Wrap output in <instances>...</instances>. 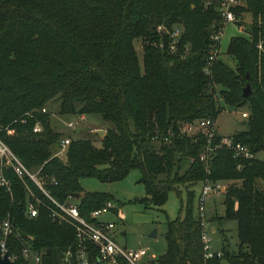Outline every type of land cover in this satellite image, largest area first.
Instances as JSON below:
<instances>
[{"label":"trees","instance_id":"16d2710c","mask_svg":"<svg viewBox=\"0 0 264 264\" xmlns=\"http://www.w3.org/2000/svg\"><path fill=\"white\" fill-rule=\"evenodd\" d=\"M219 3L0 0V137L59 202L82 190L81 177L119 180L133 168L141 171L146 206H162L168 192L180 193L183 185L184 214L167 219L159 264H219L222 257L231 264H264V190L257 186V179H264V159L255 155L264 152V68L258 69L259 60L264 65V0H245L234 8L236 14L249 11L252 16L245 33L232 36L227 46L234 66L217 58L206 74L211 34L222 24ZM174 27L181 32L171 50L167 30ZM138 37L141 58L134 45ZM247 82L252 91L243 96ZM54 99L61 114L98 113L107 124L102 136L94 133L95 139L71 138L65 160L55 154L62 133L52 127L49 110L41 111ZM220 100L229 106L248 102L247 128L230 135L252 156L233 157L231 149L218 147L207 173L200 159L205 135L183 134L180 125L215 119L224 108ZM36 122L40 131L33 130ZM3 174L9 184L0 185V219L9 216L13 224L7 238L8 252L16 255L12 264H28L23 245L41 252V264H77L75 229L52 217L51 199L11 167H4ZM206 176L232 181L223 192L222 218L236 220L238 242L235 251L221 248L222 256L204 261L191 185ZM27 187L40 200L33 217L26 214L31 198ZM111 199L103 192L85 191L76 203L89 218L91 210ZM85 244L88 264H106L97 260L90 241ZM68 248L73 250L70 262L64 260Z\"/></svg>","mask_w":264,"mask_h":264},{"label":"rangeland","instance_id":"374dc122","mask_svg":"<svg viewBox=\"0 0 264 264\" xmlns=\"http://www.w3.org/2000/svg\"><path fill=\"white\" fill-rule=\"evenodd\" d=\"M239 14L237 22L227 21L224 23L221 29L219 54L217 56V58L223 59L232 67L235 62L227 53V46L230 38L245 33L244 27L250 25L252 21L250 12L241 11ZM134 45L141 58L143 52L142 39L140 37L135 38ZM260 52L261 51L259 50V53ZM258 62V69L260 72L262 67L264 68V65L262 66L260 60ZM220 101L224 104L222 100ZM44 107L50 112V123L52 127L62 133L61 138L69 136L70 138L89 137L95 139V129H104L105 133L107 124L98 113L89 115L61 114L59 112L58 99L47 102ZM223 107L224 108L215 118V122L218 125L217 132L219 134L230 135L247 128V118L249 115L248 102L237 106L224 104ZM242 111H246L248 115L242 116ZM69 120L76 123L74 128L67 125V121ZM36 124L39 123L36 122ZM94 143L96 145L100 144L99 140H94ZM155 143L158 146V142L156 141ZM65 151L66 150L58 151L57 148L55 154H58L60 158L65 160ZM255 155L264 158L263 151H259ZM140 177L141 171L138 168L131 169L124 178L113 181H101L94 176H84L80 178L82 190L79 192V197L75 198L71 196L69 200L71 202H77L80 195L85 191L103 192L112 196L111 201L114 208H116V211H113L112 209L109 212L101 214L99 218L114 221L115 226L113 232L119 244L128 248H136L139 246L146 247L149 255H152L154 259H157L166 249L164 233L166 230L167 219H174L175 217L184 214V209H181V205L185 208L187 200L186 191L183 185H179L181 190L180 193H177L175 189H171L162 206H146L145 203L141 201L146 195V192L144 183L140 181ZM231 182V180H223L224 190L214 192L210 195L207 201L206 217L209 220L210 225L208 235L211 239V250L225 248L228 251H235L237 247L238 236L236 220L222 218L224 214L223 192ZM257 186L264 190V179L258 178ZM191 188L194 190V196L192 199L193 213L197 216V196L201 188V181L192 184ZM212 226L214 229L211 228ZM153 230H155L154 234H152ZM28 261V264H35L32 260ZM219 264L231 263L227 258L222 257Z\"/></svg>","mask_w":264,"mask_h":264},{"label":"built area","instance_id":"2783aa9c","mask_svg":"<svg viewBox=\"0 0 264 264\" xmlns=\"http://www.w3.org/2000/svg\"><path fill=\"white\" fill-rule=\"evenodd\" d=\"M241 5H245V0H220L218 10L222 17V24L211 34L212 47L208 54L206 65L204 66V72L206 74L210 73V66L219 54L220 34L224 23L227 21L237 22L240 14H236L234 8ZM158 30H162V27L159 26ZM167 32L170 35L169 48L175 50V45L180 36L181 30L174 27L170 31L167 30ZM257 47L260 51L263 50L262 41L257 43ZM45 110L46 108L43 107L42 111ZM241 115L247 116L248 113L242 111ZM75 124L76 123L72 120L67 121V125L71 128H74ZM217 129L218 126L215 119L211 117H202L193 122L187 121L180 125V132L183 134L195 135L197 132H201L205 135L207 142L204 151L200 154V159L204 161L207 173L209 172L208 163L211 153L218 147L224 146L231 149L233 157H239L242 155L245 157L252 156V153L245 144L234 140L231 135L219 134ZM33 130L40 131L41 126L36 124ZM215 137H218L219 140L215 144H212ZM70 139L69 136L61 138L58 144V151L66 150ZM239 166L240 164H238V167ZM4 167H11L21 179L26 177L30 178L54 203L55 206L50 208L52 217L66 221L74 227L76 237L80 242L79 247L75 250L77 264H88L90 261L89 250L85 244L87 241H90L95 247V256L97 260L106 264H159L157 259H154L152 255H149L146 247L139 246L136 248H128L119 244L113 232L115 226L114 221L99 218L101 214L112 210L114 207L112 201L108 200L101 207L91 210L89 218H86L80 213L76 202H71L69 199L64 202H59L48 194L43 181L39 179L37 172L29 169L0 137V185L8 187L9 181L3 174ZM52 182L56 183V180L52 179ZM27 188L31 198L27 199L26 214L29 217H33L38 213V204L40 200L34 196V193L29 187ZM223 190V180L214 181L206 176L201 181V188L197 196V218L201 225L204 261L216 256H222L221 249L211 250V239L208 235L210 225L209 220L206 217V205L211 194ZM13 230V224L9 216L0 219L1 254L5 251L8 252L7 238L13 233ZM21 253L25 258L32 260L35 264H41V252L30 248L29 245H23ZM72 254L73 250L68 248L64 260L70 262ZM8 255L13 261L15 255L10 254L9 252Z\"/></svg>","mask_w":264,"mask_h":264},{"label":"water","instance_id":"95a60500","mask_svg":"<svg viewBox=\"0 0 264 264\" xmlns=\"http://www.w3.org/2000/svg\"><path fill=\"white\" fill-rule=\"evenodd\" d=\"M210 31L213 30L212 27H210L209 29ZM251 86H250V83H246L243 87H242V95L243 96H247L251 93ZM95 133H97L99 136H102L103 133H104V129H95ZM70 196L72 197H75V198H78L79 197V193L78 192H75V193H72L70 194ZM155 233V230L152 231V234ZM13 261L9 258V255H8V252L5 251L3 254H1V251H0V264H12Z\"/></svg>","mask_w":264,"mask_h":264},{"label":"crops","instance_id":"0c3cea01","mask_svg":"<svg viewBox=\"0 0 264 264\" xmlns=\"http://www.w3.org/2000/svg\"><path fill=\"white\" fill-rule=\"evenodd\" d=\"M244 12H249V11H244ZM216 121V120H215ZM218 126V125H217ZM58 155V154H57ZM259 157V156H258ZM259 158H261V157H259ZM264 159V158H263ZM258 180V179H257ZM212 229H214V227L212 226L211 227Z\"/></svg>","mask_w":264,"mask_h":264}]
</instances>
